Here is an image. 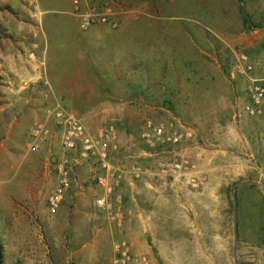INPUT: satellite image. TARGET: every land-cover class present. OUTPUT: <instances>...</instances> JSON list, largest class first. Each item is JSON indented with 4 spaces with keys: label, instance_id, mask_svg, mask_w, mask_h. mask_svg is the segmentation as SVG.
Segmentation results:
<instances>
[{
    "label": "rangeland",
    "instance_id": "rangeland-1",
    "mask_svg": "<svg viewBox=\"0 0 264 264\" xmlns=\"http://www.w3.org/2000/svg\"><path fill=\"white\" fill-rule=\"evenodd\" d=\"M70 1L55 5L66 11L63 28L56 32L55 23L48 24L44 78L37 90L48 108L60 105L92 130L114 123L120 143L116 160L144 162L138 157L144 146L139 134L147 118L176 117L198 127L200 136L219 113L221 119L234 112L242 117L263 113L264 104L258 114L246 107L250 77H264V0H113L117 27L89 29L67 14ZM4 133L2 127L0 137ZM259 149L261 161L227 195L228 257L159 258L135 252L131 242L137 255L133 264H264V150ZM24 151L35 156L37 178L30 180L25 163H3L9 169L0 182V264H115L114 243L130 238L125 208L120 230L105 211L96 207L88 220L77 205L87 208L101 190L92 178L93 164H75L72 187L51 212L48 196L57 183L53 159L62 153L60 142L39 150L21 142L17 155ZM124 187L130 188L128 182L120 190ZM79 190L86 201L78 199ZM169 204L181 208L184 202L177 196ZM176 213L171 218L183 224V212ZM235 219L240 224L236 254Z\"/></svg>",
    "mask_w": 264,
    "mask_h": 264
},
{
    "label": "crops",
    "instance_id": "crops-1",
    "mask_svg": "<svg viewBox=\"0 0 264 264\" xmlns=\"http://www.w3.org/2000/svg\"><path fill=\"white\" fill-rule=\"evenodd\" d=\"M60 3L64 4L63 0H0V130L2 127L5 130V137H0V182H4V173L9 169L4 168V162L25 163L30 180L37 178L33 172L35 156L29 155L28 149L19 154L21 157L17 153L21 142L26 141L28 146L31 128L48 110L36 83L44 78L48 24L54 22L56 32L63 28L60 20L66 11L55 6ZM72 10L73 6L67 14H73ZM237 114L221 119L219 113L215 120L207 121L205 133L200 136L198 127L191 128L182 122L196 132L188 147L203 179L201 188L151 174L121 190L126 229L135 252L155 253L166 259L228 257L226 244L230 235H226L225 226L229 189L255 169V164L261 161L259 148L264 150V106L261 115ZM142 161L143 166L154 168V159ZM101 193L97 190V196ZM84 194L79 190L81 202L87 200ZM177 196L184 202L181 208L169 204ZM94 199L87 203L89 206L85 204L87 208L77 203L78 209L85 210L88 220L96 209ZM176 212H183V224L171 218L177 216Z\"/></svg>",
    "mask_w": 264,
    "mask_h": 264
},
{
    "label": "built area",
    "instance_id": "built-area-1",
    "mask_svg": "<svg viewBox=\"0 0 264 264\" xmlns=\"http://www.w3.org/2000/svg\"><path fill=\"white\" fill-rule=\"evenodd\" d=\"M73 14L83 29L96 25L117 27L113 0H71ZM244 61L248 60L243 55ZM248 71L253 69L248 63ZM250 102L247 109L251 114L262 113L264 104V77H250L248 86ZM143 143L138 157L155 158L154 168L142 165L140 161L116 160L120 150L119 135L114 123L109 122L92 130L76 113L60 105L49 107L44 118L36 121L31 128L28 147L41 149L46 143L59 140L62 153L53 159L57 183L48 196V207L56 212L72 187L74 166L83 161L92 165V178L102 193L95 198V205L116 220L122 230L124 226V197L121 188L125 182H133L144 176L155 174L166 179L201 188V177L197 161L187 141L193 136L176 117L166 119L147 118L140 130ZM187 143V145H186ZM170 156H163L165 152ZM161 154L160 157H158ZM52 158V156H50ZM119 189V190H118ZM115 264H133L136 254L131 241L125 237L114 243ZM147 261L146 256L140 257ZM264 260V244L262 249Z\"/></svg>",
    "mask_w": 264,
    "mask_h": 264
},
{
    "label": "water",
    "instance_id": "water-1",
    "mask_svg": "<svg viewBox=\"0 0 264 264\" xmlns=\"http://www.w3.org/2000/svg\"><path fill=\"white\" fill-rule=\"evenodd\" d=\"M234 226H235V247H234V253L236 254L237 253V250H238V224H237V219H235V222H234ZM237 258V256H236Z\"/></svg>",
    "mask_w": 264,
    "mask_h": 264
},
{
    "label": "trees",
    "instance_id": "trees-1",
    "mask_svg": "<svg viewBox=\"0 0 264 264\" xmlns=\"http://www.w3.org/2000/svg\"><path fill=\"white\" fill-rule=\"evenodd\" d=\"M239 226H240V224H239V222H238V229H239Z\"/></svg>",
    "mask_w": 264,
    "mask_h": 264
}]
</instances>
